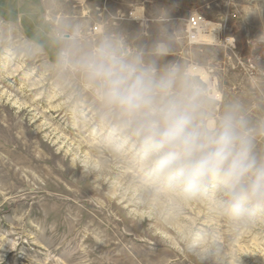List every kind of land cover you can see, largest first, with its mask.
<instances>
[{
  "label": "rangeland",
  "instance_id": "rangeland-1",
  "mask_svg": "<svg viewBox=\"0 0 264 264\" xmlns=\"http://www.w3.org/2000/svg\"><path fill=\"white\" fill-rule=\"evenodd\" d=\"M196 11L235 46L190 43ZM161 27L174 34L161 64L199 80L205 121L236 108L264 156V0H0V264H264V211L232 221L211 185L173 186L140 118L61 55L107 36L132 51Z\"/></svg>",
  "mask_w": 264,
  "mask_h": 264
},
{
  "label": "clouds",
  "instance_id": "clouds-1",
  "mask_svg": "<svg viewBox=\"0 0 264 264\" xmlns=\"http://www.w3.org/2000/svg\"><path fill=\"white\" fill-rule=\"evenodd\" d=\"M159 19L163 24L166 16ZM173 41L174 34L161 27L150 45L132 51L123 37L107 36L87 50L69 48L61 55L96 85L108 106L140 118L145 147L162 177L188 196L211 185L221 215L248 221L264 211V156L256 154L236 108L205 121L199 80L173 60L161 64Z\"/></svg>",
  "mask_w": 264,
  "mask_h": 264
},
{
  "label": "built area",
  "instance_id": "built-area-1",
  "mask_svg": "<svg viewBox=\"0 0 264 264\" xmlns=\"http://www.w3.org/2000/svg\"><path fill=\"white\" fill-rule=\"evenodd\" d=\"M211 23L207 20V18L199 13L198 11L192 13L188 18L186 22V31H187V37L190 43L192 44H223V45H229V46H235V39L231 37H223L221 33V38L219 41H211L207 39V35L209 32H206V24ZM94 31L98 32L100 31L99 26H94ZM222 30V29H221ZM212 91V89H210ZM217 93V92H216ZM212 94L216 99L220 98V93L218 92L216 95L214 94V91H212Z\"/></svg>",
  "mask_w": 264,
  "mask_h": 264
},
{
  "label": "bare ground",
  "instance_id": "bare-ground-1",
  "mask_svg": "<svg viewBox=\"0 0 264 264\" xmlns=\"http://www.w3.org/2000/svg\"><path fill=\"white\" fill-rule=\"evenodd\" d=\"M206 32H209V34L207 35V39L211 38V41L214 39L220 40L221 38L220 35L222 32L219 25L211 24V23L206 24ZM198 72H200L203 75V77H206V74L201 69L198 70Z\"/></svg>",
  "mask_w": 264,
  "mask_h": 264
},
{
  "label": "crops",
  "instance_id": "crops-1",
  "mask_svg": "<svg viewBox=\"0 0 264 264\" xmlns=\"http://www.w3.org/2000/svg\"><path fill=\"white\" fill-rule=\"evenodd\" d=\"M35 9V8H34ZM37 10H39V9H37ZM43 10V9H42ZM41 13V12H40ZM45 13V12H44ZM42 14V13H41ZM43 15V14H42Z\"/></svg>",
  "mask_w": 264,
  "mask_h": 264
}]
</instances>
